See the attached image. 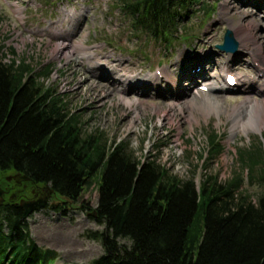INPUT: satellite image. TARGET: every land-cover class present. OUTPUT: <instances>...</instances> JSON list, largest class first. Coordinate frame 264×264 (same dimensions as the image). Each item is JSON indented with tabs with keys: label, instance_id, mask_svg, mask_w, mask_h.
Returning a JSON list of instances; mask_svg holds the SVG:
<instances>
[{
	"label": "rangeland",
	"instance_id": "rangeland-1",
	"mask_svg": "<svg viewBox=\"0 0 264 264\" xmlns=\"http://www.w3.org/2000/svg\"><path fill=\"white\" fill-rule=\"evenodd\" d=\"M206 1L208 4L203 7L190 5L175 34L165 41L157 40L140 28L135 29L130 15L121 8L122 0H0L3 61L9 62L15 57L17 60L25 58L32 65L53 64L51 77L45 83L56 85L65 95L69 109L80 115L84 130L103 131L109 143L124 140L137 159L144 162L151 157L161 159L172 173L184 179L193 178L197 184L206 174L224 181L238 171L242 176L240 190L255 201L264 194V180L249 179L246 165L240 161V151L261 145L264 150V127L260 131L238 128L232 132L234 114L202 115L190 104L183 105V112H172V124L169 115L155 112L156 106L165 109L169 103L188 101L192 97L199 103L207 95L218 97L231 111V107L240 104L246 96L239 91V77L249 72L257 79L264 78V70L258 72L253 62L252 46H241L232 28L246 25L253 18L255 24L251 32L264 40V0L261 7L249 0ZM17 6L21 16L16 13ZM63 8L74 13L64 16ZM256 9L257 16H250V11ZM227 28L234 32L239 44L234 53L216 47ZM56 30L69 31L68 36L53 32ZM78 41L83 45L78 46ZM59 42L65 45L61 51L57 49ZM196 52L201 58H194ZM237 53L243 58L242 65L231 61L229 67L223 68L224 62L234 59ZM203 56L206 57L203 59ZM182 64L186 74L179 76ZM161 68L168 72L167 76L160 74ZM195 70L216 75L212 81L217 86L229 72L238 78L237 84L226 88L224 84V92L208 93L200 89L208 77L197 76L189 84L188 74ZM124 74L130 78L125 80ZM146 74L157 76L159 80L151 78L149 86L132 90L130 83L146 81ZM174 74L179 76L182 88L179 99H174L177 91H171L173 82H169ZM187 86L190 90H185ZM246 94L259 100L264 98V92L263 97L257 91ZM124 97L138 102L130 107L122 100ZM189 111L198 122L187 120ZM178 129L182 130L179 138ZM213 132L218 135L223 149L216 156L211 154L209 144ZM261 167L264 168V162L257 165L253 174L260 175ZM4 175H0V179ZM97 188L96 181L87 186L75 208L66 212L44 209L27 218L33 240L41 247L58 252L53 264L89 263L103 253L100 243L82 236L85 230L103 228L89 214L97 202ZM82 202L91 206L88 213L76 208Z\"/></svg>",
	"mask_w": 264,
	"mask_h": 264
},
{
	"label": "trees",
	"instance_id": "trees-1",
	"mask_svg": "<svg viewBox=\"0 0 264 264\" xmlns=\"http://www.w3.org/2000/svg\"><path fill=\"white\" fill-rule=\"evenodd\" d=\"M122 2L135 29L165 41L190 5L208 4ZM4 58L0 45V175L48 184L64 198L57 209L63 212L97 183L95 207L82 202L76 208L96 212L103 228L82 236L100 243L103 253L89 263L69 264H264V194L253 201L241 191V173L224 181L206 174L197 184L172 173L161 159H137L126 141L109 143L103 131L82 128L65 95L45 83L53 64ZM218 138L210 134L213 156L223 150ZM240 161L249 179L264 180L263 167L253 174L264 162L262 145L241 150ZM21 213L18 205L0 208V264H53L58 252L33 240Z\"/></svg>",
	"mask_w": 264,
	"mask_h": 264
},
{
	"label": "bare ground",
	"instance_id": "bare-ground-1",
	"mask_svg": "<svg viewBox=\"0 0 264 264\" xmlns=\"http://www.w3.org/2000/svg\"><path fill=\"white\" fill-rule=\"evenodd\" d=\"M249 1L254 3V5H258L259 7H261L264 4V3L261 4V0H253V1L249 0ZM246 2L249 3L248 1H246ZM63 11H64V16H70L71 14L74 13L71 9H66V8H63ZM241 11H243V9H241ZM256 12H257V9L251 10L250 16L256 17L257 16ZM16 13L18 16H21V12H20L18 6L16 8ZM254 24H255V20L252 18V19H250V21L248 23H246V25H243V24L233 25L232 28L234 29L235 34H236L239 42L241 43V46H243L245 48H248V46H252L251 53L253 55V62L257 66V71L261 72L262 70H264V40H260L259 38L255 37L254 33L251 32V29H252L251 26ZM53 32H55L58 35L66 34V36H68L69 31L65 32V31H61V30H56ZM77 45L82 46L83 44L81 41H78ZM64 48H65V45L63 44V42H59L57 44L58 51H61ZM199 54L200 53L196 52L194 58L198 59ZM206 56H207V54H206ZM206 56H203V59ZM194 58H191V59H194ZM199 58H201V57H199ZM259 59L261 60L262 63L259 62ZM182 60H183V58L181 59V61ZM207 61H209V60H207ZM231 61L236 62L237 65H242L241 62L243 61V58L241 57V55L239 53H237L235 55L234 59L226 60L224 62L223 68L229 67L230 66L229 62L231 63ZM114 68H116V66ZM159 70L163 76H167L168 72L164 68H161ZM178 71H180L179 76L181 74L182 75L186 74L184 67H183V64ZM205 74H206V76H205ZM124 76H125L124 77L125 80L130 78V75L124 74ZM179 76L174 74V79L171 78L173 80L172 81L169 80V82H173L172 85H170L171 89H172L171 91H173V92L177 91L178 96L176 98L174 97V99H179L180 98L179 95H181V93H182V88L180 86L181 84L179 85V80L177 79ZM188 76L189 77L187 78V80L189 81V84L193 83L195 77H197V76L203 77V78L208 77L207 79H205V81L203 83V85L207 86V92L208 93L209 92H224L223 87L225 84V80H223V82H221L220 85L217 86L216 85L217 83H214V81H212L216 75H212L208 71H205V70H200V71L195 70L194 72L190 71ZM145 78L147 79L146 81L143 80V81H138V82L132 83V84L130 83L131 89L133 90L134 88H137L139 86L140 87H147V86H149L148 82L152 79L157 80V81L159 80V77H157V76L152 77L149 74H146ZM239 83L241 86L239 91L242 93H245L246 96L240 104L233 105L230 109L231 111H228L226 109V107L223 105L222 101H220L218 99V97L207 95L199 103H196L197 98L192 97V98L188 99V101L186 100L184 102H179L176 100L175 102L169 103L166 105L165 109H161V107L156 106L155 112L156 113L162 112L165 116L169 115L171 117V118H169V123L172 124V123H174L173 118H172V116H173L172 112H175V111L183 112V110H184L183 105L190 104V106L197 107L200 110V113L202 115L210 114L211 112H213L217 115L220 112H225V113L227 112L228 115H230V116L232 114H234V116L232 117V126H231L232 132L237 131L238 128H241L242 131H246V130L260 131L261 128L264 127V98L259 100V99L247 96L246 93L257 91L263 97L264 78L263 79H260V78L257 79L253 75H249V72H245L243 75H241L239 77ZM224 88H226V86ZM185 90H190V89L187 86L185 88ZM122 100L124 101L125 104L129 105L130 107H132L134 103L138 102V100L135 98H127V97H124ZM189 113L190 114H189V117L187 116V120L189 122H191L192 120H194L195 122H198V118L194 115V113L191 111H189ZM159 120H160V118H159ZM181 132H182V130L178 129V138L180 137Z\"/></svg>",
	"mask_w": 264,
	"mask_h": 264
},
{
	"label": "flooded vegetation",
	"instance_id": "flooded-vegetation-1",
	"mask_svg": "<svg viewBox=\"0 0 264 264\" xmlns=\"http://www.w3.org/2000/svg\"><path fill=\"white\" fill-rule=\"evenodd\" d=\"M47 195V205L54 203L55 210L64 204V199L55 194V192H51L48 184H38L30 179L23 180L17 173L6 174L0 180V208L13 204L18 205L21 212H23L21 203L38 200ZM44 209L49 208L46 207L41 210ZM34 213H31V215Z\"/></svg>",
	"mask_w": 264,
	"mask_h": 264
},
{
	"label": "water",
	"instance_id": "water-1",
	"mask_svg": "<svg viewBox=\"0 0 264 264\" xmlns=\"http://www.w3.org/2000/svg\"><path fill=\"white\" fill-rule=\"evenodd\" d=\"M216 47L220 51H224V52H235L237 50L238 42L235 39L234 33L231 29L229 28L225 29L223 33L222 43L217 44ZM21 178L23 180L29 179L27 176H21ZM51 192H54L52 188H51ZM47 199H48V195L38 200H32L21 203V206L23 208L22 218L27 219L31 213L46 208L47 206L49 209H53L55 207V204L50 203L49 205H47ZM89 214H91L92 216H96L95 211L89 212Z\"/></svg>",
	"mask_w": 264,
	"mask_h": 264
}]
</instances>
